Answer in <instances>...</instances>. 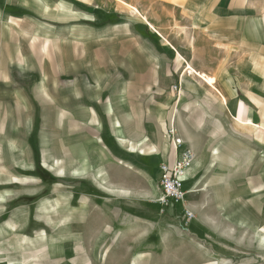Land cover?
<instances>
[{"label":"rangeland","instance_id":"obj_1","mask_svg":"<svg viewBox=\"0 0 264 264\" xmlns=\"http://www.w3.org/2000/svg\"><path fill=\"white\" fill-rule=\"evenodd\" d=\"M97 1L143 16L185 49L183 13L171 2ZM17 2L0 0V43L12 45V56L9 53L0 67V96L9 100L2 104L0 119V264L9 260L11 264H264V169L250 153L258 147L250 140L226 138L222 115L210 123L202 117L179 119L188 136L186 145L195 156L186 170L187 189L182 184L188 192L185 202L194 214L187 224L176 217L177 207L172 210L158 201L161 189L153 155L136 157L108 136V128L90 129L91 135L101 136L106 156L113 152L119 160L100 159V146H90L95 139L80 134L72 141L78 152L69 148L66 162V150L58 140L64 139L65 132L59 127L51 163L47 132L52 126L45 127L44 101L30 92V87L36 88L41 93L37 95L44 96L39 85L43 56L37 47L41 36ZM33 46L34 64L19 61L21 53L32 55ZM185 72L184 79L194 82L198 90L182 92L181 103L216 96L215 88ZM33 81L34 88L28 83ZM216 82L215 87L223 83L219 78ZM179 92L178 79L169 96L171 104L180 98ZM13 95L24 100L14 101ZM17 107L26 109L24 117H13ZM4 130L13 133L1 137ZM14 138L21 144L16 162L11 160L15 153L9 152ZM220 138L222 145H231V152L220 147L218 153H211ZM129 150L136 149L131 145ZM23 176L34 179L27 178L23 184L14 179ZM11 251L16 253L13 259Z\"/></svg>","mask_w":264,"mask_h":264},{"label":"crops","instance_id":"obj_2","mask_svg":"<svg viewBox=\"0 0 264 264\" xmlns=\"http://www.w3.org/2000/svg\"><path fill=\"white\" fill-rule=\"evenodd\" d=\"M165 1L183 13L181 27L186 33L185 49L171 36L169 39L162 35L155 25L152 28L151 22L143 16L140 19L124 10L104 7L97 0H18L15 4L25 11L23 16L31 18L27 21H35L36 34L41 36L37 47L43 56L42 83L39 84L43 98L37 95L41 93L34 88L35 82L28 83L34 88L32 91L30 87L34 99L44 101L45 127L52 126L47 132L51 163L56 157H53L57 149L55 133L61 129L59 127L65 132L63 140L58 138L59 145L66 150L65 160L70 157L69 148L78 152V145L72 141L80 134L86 140L95 139L90 146H100V151L95 147L101 154L100 159L119 160L113 152L106 156V144L101 136L91 135L90 129L105 127L110 129L108 136L115 143L126 147L136 157L153 155L159 180V164L175 159L173 147L165 138L166 130L170 126L176 129L184 142L183 149L188 147L185 141L188 136L179 119L202 117L210 123L222 115L224 136L230 140L233 136L253 141L258 150L250 153L256 156L259 168L264 169V0ZM2 45L1 68L12 46L2 42L0 49ZM33 53L34 46L32 55L21 53L19 61L34 64ZM186 64L196 72L188 74L215 88L214 98L181 103L182 92L198 90L194 82L184 79ZM1 72L7 77L5 70ZM200 74L210 77L213 83L204 81ZM218 74L222 77H217ZM218 78L223 83L215 87ZM178 79L180 98L171 104L169 96ZM13 98L18 102L24 100L14 95ZM6 100L9 101L0 96V119ZM25 110L15 108L13 117H24ZM3 132L1 137L13 133L11 130ZM221 138L216 145L219 147L211 153H218L220 147H224L223 152H231V145H222ZM131 145L135 152L129 150ZM20 146L16 138L11 140L13 150L9 152L15 153L11 158L15 162L20 157ZM72 152L70 160L75 156ZM9 155H4V162ZM194 163L196 166V160ZM100 169L97 170L102 173ZM27 178L32 177L14 179L23 184ZM185 180L189 181L188 176ZM30 240L26 237V241ZM15 254L11 251L10 258ZM12 262L9 260L7 264Z\"/></svg>","mask_w":264,"mask_h":264},{"label":"built area","instance_id":"obj_3","mask_svg":"<svg viewBox=\"0 0 264 264\" xmlns=\"http://www.w3.org/2000/svg\"><path fill=\"white\" fill-rule=\"evenodd\" d=\"M165 138L173 147L175 159L171 161V163L163 161L159 164L160 176L158 185L161 189V193L158 197V201L164 205L177 207L179 211L178 217L187 224L188 221L194 218V214L190 206L185 202L186 191H184V187H182L184 181L181 178L186 174V170L191 165L195 156L189 147L182 149L184 142L177 135V131L174 127L170 126V128L166 130ZM178 204L180 208H178Z\"/></svg>","mask_w":264,"mask_h":264},{"label":"bare ground","instance_id":"obj_4","mask_svg":"<svg viewBox=\"0 0 264 264\" xmlns=\"http://www.w3.org/2000/svg\"><path fill=\"white\" fill-rule=\"evenodd\" d=\"M147 21V20H146ZM150 26L153 28V24L151 23L150 24ZM186 67H185V70L184 71H187L188 73H193V72H195L189 65H185ZM196 73V72H195ZM204 81H206L207 83H209V84H212L213 83V80L210 78V77H207L206 75H204V74H200L199 75ZM137 152V151H136ZM143 153V151L141 150V151H138V154H142ZM140 167V166H139ZM103 177V176H102ZM186 177H187V172H186V174L185 175H183L182 176V180L184 181L185 179H186Z\"/></svg>","mask_w":264,"mask_h":264}]
</instances>
